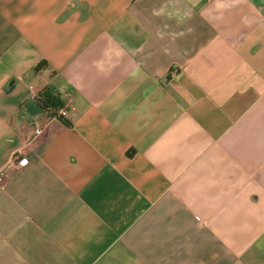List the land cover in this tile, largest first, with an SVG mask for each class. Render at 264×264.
Segmentation results:
<instances>
[{"label": "crops", "instance_id": "1", "mask_svg": "<svg viewBox=\"0 0 264 264\" xmlns=\"http://www.w3.org/2000/svg\"><path fill=\"white\" fill-rule=\"evenodd\" d=\"M0 264H264V0H0Z\"/></svg>", "mask_w": 264, "mask_h": 264}, {"label": "trees", "instance_id": "2", "mask_svg": "<svg viewBox=\"0 0 264 264\" xmlns=\"http://www.w3.org/2000/svg\"><path fill=\"white\" fill-rule=\"evenodd\" d=\"M37 69H41L40 65L37 66ZM36 100L41 110L44 113H47L50 117L54 116L56 110L63 107L59 94L51 88H45L39 92ZM58 119L63 121L65 124L70 125L65 118L60 117Z\"/></svg>", "mask_w": 264, "mask_h": 264}, {"label": "built area", "instance_id": "3", "mask_svg": "<svg viewBox=\"0 0 264 264\" xmlns=\"http://www.w3.org/2000/svg\"><path fill=\"white\" fill-rule=\"evenodd\" d=\"M46 115L47 119H58L60 117L67 118L68 116V110L64 107L58 109L55 111L54 116L50 117L47 113H44ZM45 122H42L40 120H35L34 122V129H33V138H37L41 136L45 129Z\"/></svg>", "mask_w": 264, "mask_h": 264}]
</instances>
